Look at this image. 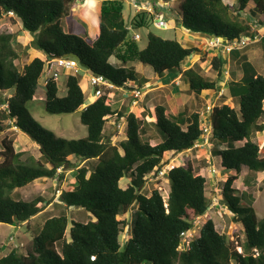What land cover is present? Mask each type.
I'll list each match as a JSON object with an SVG mask.
<instances>
[{"label":"trees","instance_id":"obj_1","mask_svg":"<svg viewBox=\"0 0 264 264\" xmlns=\"http://www.w3.org/2000/svg\"><path fill=\"white\" fill-rule=\"evenodd\" d=\"M74 1L0 0V19L13 12L12 17L32 37L30 48L44 57L32 58L18 71L14 61L19 55L12 45V35L0 33V91H12L9 98L0 97V105H6L0 118L25 133L38 146L40 154L33 165L27 164L22 160L23 153L14 150L11 139L1 141L0 223L18 226L41 213L44 199L24 201L15 191L37 179H63L66 170L76 168V159L98 163L92 171L85 166L77 168L74 185L61 191L59 202L67 209L84 210L92 219L71 221L66 235L67 216L64 213L51 216L33 236L25 255L11 250L0 257V264H264V218H257L251 195L233 186L243 168L264 173V157H260L255 139L256 133H264V76L257 75L244 62L241 81L229 83L238 108L227 103L212 107L208 114L210 153L219 157L223 170L234 173L226 177L221 195L222 203L234 214L233 220L242 226L241 251L215 228L211 219L180 250L183 234L191 231L195 219L208 209L206 179L187 163L166 173L169 190L165 202L157 190L149 196L140 190L147 176L165 166L167 155L182 153L201 141L198 113L172 117L164 106L156 105L138 116L113 110L106 93L87 104L78 73H67L64 95L59 93L57 81L50 80L44 86L43 103L44 111L51 115L75 113L84 106L79 110V119L86 127V137H57L33 118L27 104L35 100L44 60L70 54L77 55L91 74L101 75L115 87L124 89L136 81L135 71L125 66L129 61L149 66L159 80L180 74L195 94L215 90L218 85L192 68L183 71L182 64L198 51L195 47H184L177 40L148 31L145 47L139 49L137 41L128 35L146 22L139 16V20H133L135 24L138 21V26L127 25L123 5L118 0L102 2L94 39L73 33L70 26L65 31L60 20L68 15L69 5ZM174 1H177L175 22L180 27L189 33L227 41L252 38L251 25L238 19L250 2L254 4L248 10L252 21L264 14V0ZM260 41L264 43V37ZM111 58H116L119 64L112 63ZM223 63L220 58H212L219 80ZM110 117L125 122V139L118 145L104 141V126ZM147 126L158 133L159 142L150 143L154 139L145 135ZM126 175L130 180L122 188L119 182ZM245 185L249 183L246 181ZM133 205L136 209L133 226L122 245L121 227L127 223L120 216Z\"/></svg>","mask_w":264,"mask_h":264},{"label":"rangeland","instance_id":"obj_2","mask_svg":"<svg viewBox=\"0 0 264 264\" xmlns=\"http://www.w3.org/2000/svg\"><path fill=\"white\" fill-rule=\"evenodd\" d=\"M103 1L106 0H75L69 5L68 15L60 20L61 27L67 31L68 26H70L73 33L83 35L89 39H94L97 33L100 7ZM118 1H120L123 5V17L127 25L135 24L133 20H139V16L146 22L144 26L135 30H131L128 35V38L130 39H132L136 34L139 36V39L135 40L137 41L139 49H143L145 47V37L148 31H152V33L164 39H180V41L186 43V36L188 33L185 32L188 31L183 27H180L178 23L175 22V19L177 18L175 14L177 1L171 0L169 2H164L163 0H140V4H136L137 7L133 6L137 0ZM253 7L254 4L250 2L247 9L241 14L242 17H238V19L240 21H247L250 25H253L252 17L248 12V10L252 9ZM255 19L263 23L262 26L264 27V14L254 18V20ZM136 22L137 24L135 25L138 26L139 23L138 21ZM132 28L134 29L135 27L132 26ZM0 33L12 35V45L19 55L18 59L14 61L18 71L21 72L23 66L36 56H41L44 59L42 53L30 48L32 37L22 29L20 21L15 19V17L6 15L0 19ZM194 36L196 37L197 34ZM202 39L200 38L199 40H195L194 44L197 45L195 48H197L199 51L194 52L189 57V59H187V61L182 64V69L186 70L191 65L193 70L198 72L204 78L216 82L218 85V88L216 89L219 92L222 89H220V87L223 86L219 85L220 81L223 80L225 76H227L226 82L231 81V79H235L237 68L239 69L240 65H243L245 62V59L241 60L239 52L247 51L249 48H251V46L249 45L244 50H237L239 52L236 54V59L241 60L239 63H237V65L235 64L236 59H233L235 54L232 56L234 62H228L226 58L222 59L225 62L224 66L222 65L221 67L223 76H221V80H218L217 71L212 66V58L214 56L220 59L224 58L222 47L209 49L206 44L208 38L202 36ZM201 41L202 43L205 42V45H202V43L200 44L199 42ZM206 50L212 51L211 53H214V56H212L210 53L207 55L205 52ZM250 57L251 61L249 60L248 64L253 68L257 75L264 76V54L262 50H256L255 53H253ZM110 60L114 64H119L116 58H111ZM135 62L136 63H134V61H129L125 65L126 67H131L136 73V81L135 83H130L131 87L129 86V89H124L121 87H114L110 89L104 88L103 93L107 94L108 103L111 104L113 110L125 111L126 108H131V112H135L136 114L140 115L138 108H140L141 97L136 99V104H133L132 100H134V98L131 96V93L133 90L139 88L138 85H141L142 81H140V79L143 76L152 78L154 73L149 66L142 65L138 61ZM77 69L80 87L84 91L85 95L88 97L93 96L91 94V87L88 81L92 74L87 68L81 66L79 62ZM66 78L67 73H63L56 82L61 95H64L65 93ZM174 78L175 75H173L170 79L174 80ZM170 79L169 76H167L161 80V82L163 84H169V81H171ZM175 86L176 88H179L178 90H182V92L188 90L187 83H183V80L181 79L178 80V83ZM145 90L146 88L143 87L142 91ZM167 92L169 93V87ZM11 95L12 91H0V97L4 99L9 98ZM43 99L44 86L40 81L35 100L29 102L27 107L33 118L37 120L44 128L52 131L59 138L81 139L86 137V127L80 123L79 119V110L84 106L80 107L75 113L51 115L44 111ZM236 99L237 98H235L229 105L234 106V108H238ZM85 102L87 104L89 103L88 100ZM5 108L6 105H0V112ZM204 111L210 112V110H207V106L205 107ZM145 119L146 121H150L147 116H145ZM262 120L264 122V118ZM0 124V128H2L0 130V143L4 138L11 139L14 150L16 152L23 153L22 160L27 164L33 165V163L38 160L40 156L38 152V146L25 133L14 127L13 123L10 121L2 120L0 118ZM125 128V122L123 119H117V121H115L114 117H110L104 126V141H108L111 145H118L120 141L125 139ZM145 135L148 137L153 136L151 138L154 140L150 141L151 144L159 142L158 133H156L154 128L151 126H147ZM255 137L260 146V157H264V133H256ZM201 140L203 143L195 146L194 149L186 150L176 155H167L164 159V162H166L165 165H167L169 168L189 163L195 169L196 173L202 175L206 179L208 209L205 214L199 218L198 225L191 231V233L185 234L183 236L180 250L184 249L188 242L199 233L202 225L208 219H211L214 222L215 228L220 233L225 234L229 241L237 246V250L241 251L239 246L244 242L242 226L239 222H235L233 220L234 214L231 213L222 203L221 189L227 175L224 170L220 168L219 157H209V150L212 147L210 135H203ZM203 145L206 146L203 147ZM1 160L2 159L0 157V161ZM75 162H77L76 168L66 170L64 172V178L61 180L41 178L15 191V194L18 195V198L24 201H32L37 197L44 199V207H42V212L40 214L22 225L14 226L0 223V257L8 254L11 250H16L19 254L25 255L31 247L33 236L36 235V233L41 229L44 221L51 216H58L61 213H64L67 216L68 224L66 228V235H68L71 221L86 222L92 219V217L84 210L74 207L67 209L59 202V195L61 191L67 188L70 189L74 185L73 177L76 175L77 168L80 166H85L89 171H92L98 163L97 160H91L86 163H82L77 161V159ZM147 178L148 176L146 177L144 185L141 187V194L149 196L153 190L158 191L157 188H161L162 191H159L161 196L165 197L167 195L169 184L166 180V177L158 179L155 178V176H152L151 180H148ZM129 180L130 178L128 175L122 178L119 182L120 187L125 188ZM246 181L249 183L248 186L245 185ZM233 186L240 192H247L251 195L252 206L256 216L258 219H263L264 174L250 172L246 168H243L241 174L238 176V179L234 182ZM135 212V205H133L126 214L120 216V219L127 223L126 226L123 225L121 227L122 231L119 236V242L122 245L127 240L128 234L130 233L133 226Z\"/></svg>","mask_w":264,"mask_h":264},{"label":"crops","instance_id":"obj_3","mask_svg":"<svg viewBox=\"0 0 264 264\" xmlns=\"http://www.w3.org/2000/svg\"><path fill=\"white\" fill-rule=\"evenodd\" d=\"M185 33H188L186 36V38H187L186 43L183 41H180V39H177V40L184 47H187V48L196 47L197 45L194 44L195 40H199L200 38L202 39V36H203V35H197L195 37L194 35H196V34H190L189 32H185ZM199 43L201 44L202 41ZM204 43L205 42H203L202 45H205ZM250 46H251V48H249L247 51H244V52H239L237 50H235L234 52H231L229 54L222 52L224 55V58H221V59L226 58L228 60V62H230V61L234 62L233 59L237 58L236 54H237V52H239L240 56H241V60L245 59L244 60L245 62H249V60L251 61L250 56L253 53H255L256 50L261 49L263 54H264V43L262 41H257L255 43L251 44ZM205 52L207 55H209V53H210L212 56H214V53H211L212 51L206 50ZM233 54H235V55H234V58L232 59ZM241 60L236 59L235 64L237 65V63H239V61H241ZM134 63H136V62L134 61ZM224 64H225V62L223 63V66H224ZM189 68H192V66L190 65ZM189 68H187V69H189ZM244 72H245V70L243 68V65H240L239 69L237 68V72L235 73L236 74L235 79H231V81L226 82L227 76H225L223 78V80L220 81L219 85L220 86L223 85V86L220 87V89L221 88L222 89L219 92L217 89H215V90L202 91L200 94L193 93L192 91L189 90V88L185 92H182V90L181 91L178 90L179 88H176V86H175V85H177L178 80L181 79V80H183V83L186 82L185 78L182 77V75H180V74L176 75L174 80H171L169 78L171 80V81H169V84H163L161 82V80H159L155 77V75L152 78L143 76L140 79V81H142V82H141V86L139 87L141 92H142V95L140 98V108H138L140 111L139 113L141 115V114H143V111L146 112L147 109L151 110L156 105H162V106H164L166 113L172 117H178V116H183V117L185 116L186 117V116H190L192 113H198L201 117V124H202L203 122L208 121L207 116H208L209 112L204 111L206 106L212 108L214 106H220L222 104H227V103L230 104L235 99V97H232V95L230 93L229 83L241 81V78H242V75ZM222 76H223V74H222ZM217 79H218V77H217ZM220 79H222V78H220ZM143 80H146V81H143ZM143 87L146 88L145 91H142ZM168 87H169V93L167 92ZM222 99L225 102H223ZM87 100L89 101V103H92L96 100V98L93 96H89V97L87 96ZM217 103H219V104H217ZM209 104H211V105H209ZM131 111H132L131 108H129V109L126 108L125 113H129ZM133 113H135V112H133ZM255 139H256V137H255ZM202 143H203V141L201 140L195 146L200 145ZM195 146L189 150L194 149ZM205 146L206 145H203V147H205ZM211 148L209 150V157L216 158L215 156L211 155V153H210ZM195 151H196V149H195ZM220 168H221V166H220ZM224 172L226 173L227 176L233 173L231 171H225V170H224ZM255 173L264 174L263 172H255Z\"/></svg>","mask_w":264,"mask_h":264},{"label":"built area","instance_id":"obj_4","mask_svg":"<svg viewBox=\"0 0 264 264\" xmlns=\"http://www.w3.org/2000/svg\"><path fill=\"white\" fill-rule=\"evenodd\" d=\"M136 4H140V0H137L134 3V7H137ZM9 16H13V12L9 11L7 13ZM253 25H251V33H252V38L250 37H241L239 40H231L227 41L224 39H219L214 36L211 37H206L207 39V46L209 49L217 48V47H222V52L223 53H231L232 51L235 50H244L247 48L249 45L260 41L264 37V27L261 26L257 20H253ZM134 40H138L139 36L136 34L134 37ZM77 67H78V61L75 59L68 57V56H62V57H57L54 59H49V60H44V69H43V75H42V85L45 86L50 80L57 81L58 78L63 74V73H77ZM89 84L91 87V94L93 97L96 99L99 98L101 95L104 93V88H114L115 86L108 82L103 76L101 75H94L89 78ZM142 92L139 88L135 89L132 91L131 96L134 98L132 100L133 104H136V99L141 97ZM207 110H211L210 107H207ZM209 135L210 134V127L208 124V121H205L202 123V136L204 135ZM206 140V139H205ZM167 165L163 166L161 169H158L155 173L151 174L148 176V180L152 179V176H155V178H163L166 176V173L170 170ZM58 171H60L58 169ZM158 192L162 191L161 188H157ZM159 192V194H160ZM161 195V194H160ZM168 193L165 197L161 196L163 201L165 202L167 199ZM200 217H197L193 223V229L198 225V220ZM192 229V230H193ZM191 230V231H192ZM191 231L185 233V234H190ZM183 234V236L185 235Z\"/></svg>","mask_w":264,"mask_h":264},{"label":"water","instance_id":"obj_5","mask_svg":"<svg viewBox=\"0 0 264 264\" xmlns=\"http://www.w3.org/2000/svg\"><path fill=\"white\" fill-rule=\"evenodd\" d=\"M69 56H70L71 58L75 59L76 61H78V62L80 63L81 66H83V67H85V68H87V69L89 70V68H88L87 65H85V64L82 63V62H80V58H79L77 55H75V54H70Z\"/></svg>","mask_w":264,"mask_h":264}]
</instances>
